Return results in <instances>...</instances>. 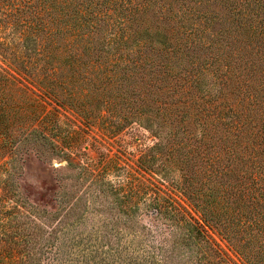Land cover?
I'll return each instance as SVG.
<instances>
[{
    "label": "trees",
    "instance_id": "16d2710c",
    "mask_svg": "<svg viewBox=\"0 0 264 264\" xmlns=\"http://www.w3.org/2000/svg\"><path fill=\"white\" fill-rule=\"evenodd\" d=\"M0 55L30 82L50 78L42 91L57 104L79 111L75 97L105 93L114 111L122 99L127 123L136 116L158 139L147 157L169 154L163 179L244 264H264V0H0ZM11 76L0 66L1 91ZM165 212L187 234L180 262L236 264L194 218ZM1 236L0 264H14L8 249L27 238Z\"/></svg>",
    "mask_w": 264,
    "mask_h": 264
},
{
    "label": "rangeland",
    "instance_id": "374dc122",
    "mask_svg": "<svg viewBox=\"0 0 264 264\" xmlns=\"http://www.w3.org/2000/svg\"><path fill=\"white\" fill-rule=\"evenodd\" d=\"M0 66L16 81L0 90V131L7 132L0 147V196L5 180L13 194L2 198L6 208L0 205L13 207L0 215V247L8 246L1 241L4 230L27 238L8 249L14 264H185L187 234L165 212L171 204L199 222L234 263L244 264L218 230L203 224L189 198L163 179L169 154L147 157L158 139L136 116L127 123L122 99L107 111L105 93L78 95L77 111L43 93L50 78L30 82L7 68L1 55ZM43 112H50L46 120L34 117ZM32 126L48 137L29 135ZM159 206L164 213L156 217Z\"/></svg>",
    "mask_w": 264,
    "mask_h": 264
}]
</instances>
